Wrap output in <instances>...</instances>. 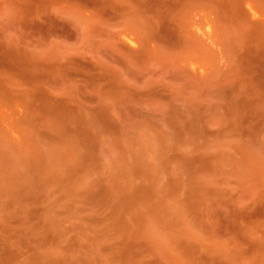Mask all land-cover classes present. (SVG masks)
I'll use <instances>...</instances> for the list:
<instances>
[{
	"label": "rangeland",
	"instance_id": "1",
	"mask_svg": "<svg viewBox=\"0 0 264 264\" xmlns=\"http://www.w3.org/2000/svg\"><path fill=\"white\" fill-rule=\"evenodd\" d=\"M0 264H264V0H0Z\"/></svg>",
	"mask_w": 264,
	"mask_h": 264
}]
</instances>
